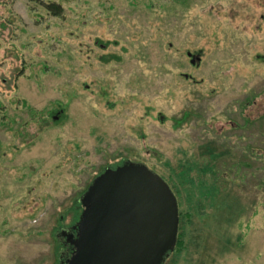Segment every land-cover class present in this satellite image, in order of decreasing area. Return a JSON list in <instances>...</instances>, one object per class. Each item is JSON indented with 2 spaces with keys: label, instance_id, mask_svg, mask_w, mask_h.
I'll use <instances>...</instances> for the list:
<instances>
[{
  "label": "rangeland",
  "instance_id": "rangeland-1",
  "mask_svg": "<svg viewBox=\"0 0 264 264\" xmlns=\"http://www.w3.org/2000/svg\"><path fill=\"white\" fill-rule=\"evenodd\" d=\"M123 162L176 198L163 264H264V0H0V264H57Z\"/></svg>",
  "mask_w": 264,
  "mask_h": 264
},
{
  "label": "water",
  "instance_id": "water-1",
  "mask_svg": "<svg viewBox=\"0 0 264 264\" xmlns=\"http://www.w3.org/2000/svg\"><path fill=\"white\" fill-rule=\"evenodd\" d=\"M66 264H163L176 244L177 201L145 165L106 167L80 196Z\"/></svg>",
  "mask_w": 264,
  "mask_h": 264
},
{
  "label": "flooded vegetation",
  "instance_id": "flooded-vegetation-1",
  "mask_svg": "<svg viewBox=\"0 0 264 264\" xmlns=\"http://www.w3.org/2000/svg\"><path fill=\"white\" fill-rule=\"evenodd\" d=\"M105 168L106 167H104V169ZM104 169L100 173H102ZM78 206L80 208L79 210V216H80V213L82 211V206L80 202ZM79 216L75 221H73L71 224L67 226H57V228L53 232V236L55 237V253H56L57 264H66L70 258V255L74 248L73 242L76 240V236H77L76 223L78 222Z\"/></svg>",
  "mask_w": 264,
  "mask_h": 264
},
{
  "label": "trees",
  "instance_id": "trees-1",
  "mask_svg": "<svg viewBox=\"0 0 264 264\" xmlns=\"http://www.w3.org/2000/svg\"><path fill=\"white\" fill-rule=\"evenodd\" d=\"M32 1H35V0H32ZM45 8L51 12L52 15L54 16H58V15H61L62 13V7L59 5V4H56V3H45ZM180 240L178 239L176 241V244L179 243Z\"/></svg>",
  "mask_w": 264,
  "mask_h": 264
}]
</instances>
